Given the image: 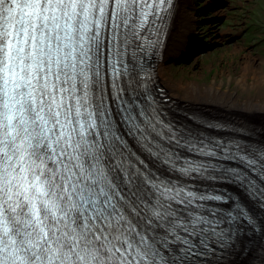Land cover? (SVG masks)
Listing matches in <instances>:
<instances>
[{
    "label": "snow or ice",
    "instance_id": "6c2138e0",
    "mask_svg": "<svg viewBox=\"0 0 264 264\" xmlns=\"http://www.w3.org/2000/svg\"><path fill=\"white\" fill-rule=\"evenodd\" d=\"M174 3L0 0V264H264V139L154 95Z\"/></svg>",
    "mask_w": 264,
    "mask_h": 264
},
{
    "label": "bare ground",
    "instance_id": "6f19581e",
    "mask_svg": "<svg viewBox=\"0 0 264 264\" xmlns=\"http://www.w3.org/2000/svg\"><path fill=\"white\" fill-rule=\"evenodd\" d=\"M204 4L201 5L200 11L208 12L225 6V2L219 0H207ZM193 9H195L193 0H175L174 7L171 9L161 33L160 47L152 58L149 69L154 82V95L167 114L166 119L185 123V115H195L199 119L224 124L226 127L243 125L245 128L254 130V139H264V136L258 135L264 132V101H255L253 97L237 99V94L222 91L217 85L201 88L199 84L191 81L185 87L187 95L179 94L176 89L179 87L166 85L168 81L163 74L166 62L175 58L173 64H186L194 60L199 52H207L213 47L214 42H211L210 39L205 40L206 35L195 28L199 21L196 15L191 14ZM222 17H219L217 21L223 20ZM231 38L223 40L227 41ZM219 44L221 43H217V46ZM242 44L250 45L245 44V41H242ZM170 54H174V56ZM250 63V61H244L242 64L241 81L238 85L242 91L247 85L244 82L247 75L257 81L256 85H262V82L258 80L260 77L264 79V68L254 72L249 68ZM256 117H260L259 120H255ZM249 207L256 219L264 223V212L251 202H249ZM254 240L259 245L260 237L255 236ZM229 259L236 258L229 257ZM239 259L243 260L244 257Z\"/></svg>",
    "mask_w": 264,
    "mask_h": 264
},
{
    "label": "rangeland",
    "instance_id": "374dc122",
    "mask_svg": "<svg viewBox=\"0 0 264 264\" xmlns=\"http://www.w3.org/2000/svg\"><path fill=\"white\" fill-rule=\"evenodd\" d=\"M205 1L193 0L195 9L191 14L198 17L199 24L195 28L206 35L205 40L214 42L213 47L207 52H199L186 64H173L175 58L166 62L163 70L168 81L166 85L179 87L177 92L184 95H187L185 87L191 81L201 88L217 85L222 91L237 94V99L253 97L255 101L263 102L264 79L260 77L258 80L262 85H256L257 81L247 75L244 91L238 85L244 61L251 62L249 68L254 72L264 68V0H219L225 2L224 7L203 12L200 8ZM221 16L223 20L217 21ZM225 38L231 40H223ZM242 41L250 45H244ZM217 43L221 44L217 46Z\"/></svg>",
    "mask_w": 264,
    "mask_h": 264
}]
</instances>
